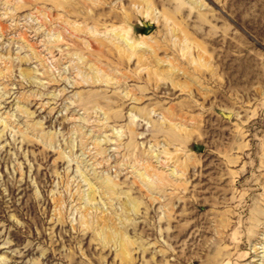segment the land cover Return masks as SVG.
Instances as JSON below:
<instances>
[{
  "label": "rangeland",
  "instance_id": "obj_1",
  "mask_svg": "<svg viewBox=\"0 0 264 264\" xmlns=\"http://www.w3.org/2000/svg\"><path fill=\"white\" fill-rule=\"evenodd\" d=\"M0 264H264V0H0Z\"/></svg>",
  "mask_w": 264,
  "mask_h": 264
},
{
  "label": "water",
  "instance_id": "obj_2",
  "mask_svg": "<svg viewBox=\"0 0 264 264\" xmlns=\"http://www.w3.org/2000/svg\"><path fill=\"white\" fill-rule=\"evenodd\" d=\"M142 31L143 33H149L151 31V28L148 25V22H142Z\"/></svg>",
  "mask_w": 264,
  "mask_h": 264
},
{
  "label": "bare ground",
  "instance_id": "obj_3",
  "mask_svg": "<svg viewBox=\"0 0 264 264\" xmlns=\"http://www.w3.org/2000/svg\"><path fill=\"white\" fill-rule=\"evenodd\" d=\"M148 22V25H149V27L151 28V30H152V26H153V22H152V20H143L142 19V21H141V25H142V22ZM145 34H147V33H145ZM143 35V34H142ZM128 39V38H127ZM123 40V39H122ZM136 43H139V41L138 42H136ZM131 46V45H130ZM139 47V46H138ZM224 115H225V117H229L230 116V114H225L224 113ZM105 117V116H104Z\"/></svg>",
  "mask_w": 264,
  "mask_h": 264
}]
</instances>
